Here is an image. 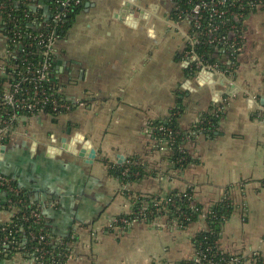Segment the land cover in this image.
I'll return each instance as SVG.
<instances>
[{
	"label": "crops",
	"instance_id": "1",
	"mask_svg": "<svg viewBox=\"0 0 264 264\" xmlns=\"http://www.w3.org/2000/svg\"><path fill=\"white\" fill-rule=\"evenodd\" d=\"M87 2L55 48L56 80L73 107L56 117L22 118L8 136L0 127V171L30 190L54 235L72 239L66 264L193 259L192 238L205 228L203 220L187 229L167 217L125 230L109 226L129 211L124 189L165 197L188 187L195 202L205 206L228 192L234 212L224 224L221 250L255 264L252 257L264 254V3L247 20L234 74L195 78L180 60L185 42L168 23L169 0ZM181 26L188 29L187 23ZM8 50L0 34V65ZM221 106L214 135L202 133L187 146L199 162L182 173L167 172L165 164L164 175L125 187L109 175L106 161L120 164L145 152L149 122L182 107L179 124L188 130ZM80 136L93 158L80 155L83 143L74 142ZM4 198L0 193V201ZM6 220L0 210V224ZM5 264L35 263L15 255Z\"/></svg>",
	"mask_w": 264,
	"mask_h": 264
},
{
	"label": "trees",
	"instance_id": "2",
	"mask_svg": "<svg viewBox=\"0 0 264 264\" xmlns=\"http://www.w3.org/2000/svg\"><path fill=\"white\" fill-rule=\"evenodd\" d=\"M63 1L65 0H0V33L7 38L8 49L17 50L16 57L9 59L7 63L6 74H0V125L2 127L9 125L11 131L22 118L38 114L56 117L59 113L66 111L60 107L61 104L68 105L69 108L73 107L56 80V61L52 62L48 80L40 81L37 74L46 61L43 55L44 48L39 43L40 35L44 36L54 31L58 38H62L87 3V0H80V4H75V0H71L66 10H62L60 7ZM200 1L205 0L178 1L177 9L174 8L171 12L172 19L179 20L180 16L190 12L193 6ZM225 1V5L220 6V9L226 13L222 18L211 15V8L202 13L201 32L210 27V23L217 29H214L215 33L211 39L204 35L200 36V42L196 45L194 52L200 57L202 64L192 63L187 68L193 77L204 66L218 69L226 76L234 74L238 67V58L243 51L239 49L244 45L239 37L246 35L247 20L253 12L257 11L256 3L263 2V0H254L253 4L248 0ZM56 14L61 15V24L54 21L53 17ZM234 15L240 16L239 20H236ZM41 24L44 27H41ZM231 32L234 33L233 38H230ZM19 42L23 44V50L22 48L17 49ZM180 60H185L184 51L180 53ZM225 61H228L229 65L224 64ZM9 82L14 87L18 85L19 91L14 95L17 101H22L19 106H10L3 100L6 91L5 84ZM27 104L35 105V107L30 109L26 107ZM179 104H182V99H179ZM181 109L182 107L173 110L164 119L149 122L153 133L150 138H146L147 145L144 153L133 155L120 164L106 161L109 175L116 178L122 187L138 183L146 176L164 175L161 169L165 167V164L166 169L169 166L167 172L172 169L180 174L190 164L199 162L192 157L187 146L196 142L197 137L202 133L214 135L213 131L218 127L223 116V109L220 113L215 111L201 115L199 122L188 130L180 127ZM165 140H169L168 149L160 151L154 146ZM0 176L11 179L1 171ZM13 186L20 185L14 181ZM5 188L0 187V193L5 196L3 200L21 199L27 203L28 210L37 208V204H40L34 200L28 189L21 187L20 194L16 195ZM122 192L129 201L130 212L118 215L120 219L151 224L161 217H167L169 223H176L182 229H187L200 220L205 222V228L192 238L195 251L202 261L197 263L193 258L175 264H244L245 259L242 256L225 253L220 247L224 224L234 212V205L228 192L221 200L209 206L195 202L194 191L191 187L184 191L174 190L165 197L132 193L126 189ZM0 203L3 202L0 201ZM117 226L126 227L120 222ZM19 229L25 230L24 234L27 237L32 232H39L40 229L43 234L48 233L52 237L55 236L46 219L40 222L32 220L25 222L17 216L10 223L0 224V243ZM16 235L19 238V233ZM70 243H72L70 238L63 239L62 245L50 239V244L46 245V248L56 256V259L52 260V257L48 255L44 259L45 264H52V262L66 264L68 259L66 249L69 248ZM34 245L37 243L28 242L26 247L30 250ZM15 253L17 250L10 247L6 253L0 254V264H5L12 259ZM252 259L255 264H264L262 253L254 255Z\"/></svg>",
	"mask_w": 264,
	"mask_h": 264
},
{
	"label": "built area",
	"instance_id": "3",
	"mask_svg": "<svg viewBox=\"0 0 264 264\" xmlns=\"http://www.w3.org/2000/svg\"><path fill=\"white\" fill-rule=\"evenodd\" d=\"M70 1L71 0L63 1L61 3L60 8L62 10H66V8L70 5ZM169 1L173 3V9L174 8L177 9L178 1L180 0H169ZM248 1L252 2L253 4L255 3L254 0H248ZM225 3H226L225 0L200 1L193 6L190 12L186 13L184 16H180L179 20H173L171 17V13H170L168 17V23L170 24L171 27L178 29L184 37V42H185V47L183 50L185 52L184 63L187 66L191 65L192 63H196L197 65L202 64L200 57H198L196 53L194 52L195 47L196 45L199 44L201 35H204L208 37L209 39H211V37L215 33L214 29H217V27H213L214 25L210 23L209 24L210 27L206 28L204 32H201L202 19H203L202 13L206 11L207 9L211 8V15H213L214 17L222 18L226 13L225 11L220 9V6L225 5ZM263 3H264V0L262 3H259V4L256 3L257 9L261 8L263 6ZM75 4H80V0H75ZM234 17L236 20H239L240 16L234 15ZM53 19L59 24H61L62 22V17L60 14L54 15ZM182 23H187L188 25L187 30L182 28L181 26ZM0 24H1V18H0ZM40 26L44 27L43 24H41ZM1 35L4 38H6L3 33ZM245 36L241 35L239 37L243 43H245ZM233 37H234V33L231 32L230 38H233ZM40 38L41 39L39 43L42 44L44 48L43 55L46 61L44 62L42 68L37 71V74L39 76L38 78L40 81H46L48 80V77H49V72L51 69L52 62L56 61L55 48L60 38H58L55 35L54 31L51 33H46L44 36L42 34L40 35ZM16 47L17 49L22 48L23 50V44L21 42H19ZM243 48H244V45H243ZM243 48H240L239 50L241 51L243 50ZM16 53H17V50H8V53L5 56L6 57L5 62L4 63L1 62L2 65H0V74L2 75L6 74L5 69H6L7 63L9 62V59L16 57ZM224 64L229 65V62L225 61ZM204 70L212 72L213 74L218 73V74L225 75L222 71H219L218 69H213L211 67H206V66L202 67L199 72L204 71ZM5 88H6V91L3 95V100L5 101V103L10 106H19L22 103V101L21 102L17 101L14 95L16 92L19 91L18 85L14 87V85L9 82L5 84ZM26 107L33 109L35 105L27 104ZM60 107H62L65 110H69L68 105L61 104ZM221 110L222 108H217L216 113H220ZM13 118L15 119V117ZM198 122L199 121H197V123ZM0 127H1L2 133H5L6 135L8 132L11 131V127L9 125H6L4 127L0 125ZM152 133H153V128H151L150 124L148 123L146 125L145 132H144L146 138H150ZM192 134H195V133H192ZM168 144H169V140H165L162 143L159 142L158 144H155L154 146L156 148H159L160 151H163L165 149H168ZM125 161L126 160H124L122 163H124ZM14 181H17V180L12 177L10 179V178H4L0 176V187H6L5 189H7L8 192L19 195L21 192L20 191L21 186L14 187L13 186ZM2 202L3 203H0V210L5 211V213L7 214V220L4 223H10L17 216L25 222H29L30 220L34 222H40L46 219L43 213V207L41 204H37V208L28 210L27 203L21 199L13 200L9 198V199L2 200ZM129 212H130V209L128 213ZM119 222L123 223L124 226L128 227L137 221L133 220L130 222L124 218L120 219L118 217H114L111 221V224L109 225L110 228H112L113 230L114 229L124 230L126 227L117 226V223ZM18 233H19V238H17V235H16ZM24 233H25V230L19 229V230H16L15 233H11L10 236L6 237L4 241L0 243V254L6 253L8 249H10L11 247L17 250V253H15L14 256L21 255L22 257L26 258L27 260L35 264H45L44 259L48 255L52 257V260L56 259V256L46 248V245L50 244V239H53L54 243L62 245L63 239L61 237H58L56 235L52 237L48 233L43 234L41 229L37 233H34V232L30 233L28 237ZM33 241L36 242L37 245H34L32 249L28 250V248L26 247L28 242L33 243ZM68 246L69 248L66 249V255H67V258L69 259L72 256L73 243H70ZM194 260L197 263H200L202 261L201 258H199L198 253L195 254ZM52 264H54V262H52Z\"/></svg>",
	"mask_w": 264,
	"mask_h": 264
},
{
	"label": "water",
	"instance_id": "4",
	"mask_svg": "<svg viewBox=\"0 0 264 264\" xmlns=\"http://www.w3.org/2000/svg\"><path fill=\"white\" fill-rule=\"evenodd\" d=\"M89 5V3L87 2L86 3V6H88ZM130 20V17H128V18H126V21L128 22ZM211 74H213L212 72H209V71H207V70H204V71H201V72H199L196 76H195V78L196 77H198V78H202V76H205V75H211ZM211 84L213 83V80H210L209 81ZM189 82H187L186 83V85L188 84ZM185 85V86H186ZM184 86V87H185ZM220 98V97H219ZM213 99V101H215V102H217V101H219V99L218 98H215V97H213L212 98ZM220 100H222L221 98H220ZM63 142H64V144L66 143V140H63ZM75 143L76 142H79V143H83V147H82V151L80 152V155L81 156H89V157H91V158H93L94 157V153H93V150L91 151L90 149H89V142L88 141H86L83 137H78V140L76 139V141H74ZM64 146H66V145H64ZM91 151V152H90ZM90 152V153H89ZM120 163H122L123 162V160H121V161H119Z\"/></svg>",
	"mask_w": 264,
	"mask_h": 264
}]
</instances>
